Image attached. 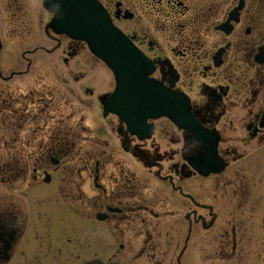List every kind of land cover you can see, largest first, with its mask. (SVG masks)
I'll return each mask as SVG.
<instances>
[{
    "label": "flooded vegetation",
    "instance_id": "1",
    "mask_svg": "<svg viewBox=\"0 0 264 264\" xmlns=\"http://www.w3.org/2000/svg\"><path fill=\"white\" fill-rule=\"evenodd\" d=\"M95 1L200 138L131 130L54 0H0V264H264V0Z\"/></svg>",
    "mask_w": 264,
    "mask_h": 264
},
{
    "label": "water",
    "instance_id": "2",
    "mask_svg": "<svg viewBox=\"0 0 264 264\" xmlns=\"http://www.w3.org/2000/svg\"><path fill=\"white\" fill-rule=\"evenodd\" d=\"M73 1L75 2V0ZM79 3L90 7L92 13L90 15L82 12L75 14L74 11L73 15L67 16L69 19L76 20L75 25L77 23L75 33L71 32V34L87 40L93 51L114 69L118 87L112 96L111 110L121 113L129 109L142 114V123H145L148 117L157 116V112L152 111L153 103L151 100L155 99L159 86L147 80L146 76L149 72L147 73L144 69L147 62L126 51L129 48L125 45V41L119 39L120 36L114 35L116 32L111 27L109 18L96 2L79 0ZM70 9L71 7L66 9L68 14ZM143 92L147 94L142 95V102H140L137 100V96ZM164 97L163 92H158L157 98L163 99ZM185 124H187V120ZM87 264L103 263L92 261Z\"/></svg>",
    "mask_w": 264,
    "mask_h": 264
},
{
    "label": "rangeland",
    "instance_id": "3",
    "mask_svg": "<svg viewBox=\"0 0 264 264\" xmlns=\"http://www.w3.org/2000/svg\"><path fill=\"white\" fill-rule=\"evenodd\" d=\"M93 62H96L95 61V59L94 58H92L91 59ZM96 65H93V66H95V69H92L93 67L91 66V67H89V68H87L86 69V73H87V75H89V76H92V77H94L93 76V74L95 73V76H98L99 75V70L102 68L101 66H102V64L101 63H95ZM107 76V75H106ZM109 81V80H108ZM110 81H112V83H111V88H112V86H113V82H114V79H113V76H112V74H110Z\"/></svg>",
    "mask_w": 264,
    "mask_h": 264
},
{
    "label": "bare ground",
    "instance_id": "4",
    "mask_svg": "<svg viewBox=\"0 0 264 264\" xmlns=\"http://www.w3.org/2000/svg\"><path fill=\"white\" fill-rule=\"evenodd\" d=\"M102 74V73H101ZM103 75V74H102Z\"/></svg>",
    "mask_w": 264,
    "mask_h": 264
}]
</instances>
